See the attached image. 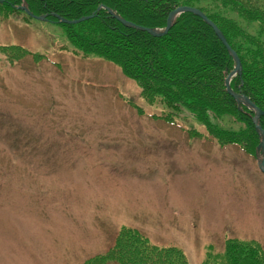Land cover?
<instances>
[{"label":"rangeland","instance_id":"1","mask_svg":"<svg viewBox=\"0 0 264 264\" xmlns=\"http://www.w3.org/2000/svg\"><path fill=\"white\" fill-rule=\"evenodd\" d=\"M22 6L0 14V264L78 263L123 225L188 264L229 238L264 254L260 157L188 136L202 125L185 109L156 119L135 80ZM214 9L264 40L258 21Z\"/></svg>","mask_w":264,"mask_h":264},{"label":"trees","instance_id":"2","mask_svg":"<svg viewBox=\"0 0 264 264\" xmlns=\"http://www.w3.org/2000/svg\"><path fill=\"white\" fill-rule=\"evenodd\" d=\"M199 1L207 2L198 5ZM25 3L34 15H45L63 26L65 36L82 56L93 55L117 65L138 84L148 105L160 107L153 117L173 123L172 115L187 110L202 125L187 135L219 147L233 145L255 158L260 135L254 110L237 103L224 86L234 61L213 29L199 16L183 11L160 35L129 26L164 28L168 13L177 6L199 9L221 32L240 62V74L229 80L233 93L249 99L262 112L257 123L264 130V40L249 33L215 7H226L240 18L256 20L264 28V0H0V14L18 11ZM116 14L113 15L111 11ZM93 16L76 22H60ZM6 48L8 46H0ZM20 48L19 58L24 52ZM25 50V49H23ZM136 110L141 112V109ZM188 264L176 246L150 243L137 228L123 225L111 245L73 264ZM201 264H264V254L252 240L229 238L215 261Z\"/></svg>","mask_w":264,"mask_h":264},{"label":"water","instance_id":"3","mask_svg":"<svg viewBox=\"0 0 264 264\" xmlns=\"http://www.w3.org/2000/svg\"><path fill=\"white\" fill-rule=\"evenodd\" d=\"M22 9H24L26 11L27 14H29L30 16H33L35 18H39V19H47V17L45 15H34L32 14L28 8L26 6H22L20 7ZM111 11V10H110ZM183 11H188V12H192L193 14L199 16L200 18H202L214 31L215 35L217 36V38L221 41V43L225 46L226 50L228 51L229 55L232 57L233 61H234V67L232 70H230L227 75L224 78V86H225V90L232 95V97L235 99V101L237 103H244L245 105L249 106L251 109L254 110V116H253V121L255 124V130L259 133L260 135V142L258 144V146L256 147V150L260 152V158L258 159V168L261 172H264V130H262L259 126V124L257 123L259 115L262 114L261 111H259L257 108H255L253 106V104L249 101V99L243 95H239V94H235L232 92L230 86H229V80L231 77H233L235 74H240V62L236 56V54L234 53V51L228 46V44L225 41L224 36L221 34V32L216 28V26L197 8L194 7H190V6H177L175 8H173L167 15L166 17V22H165V27L162 29H156V28H143L137 25H134L132 23H128L126 20L122 19L121 17H118L121 22H123L126 25L129 26H133L136 27L138 29H143L147 32H149L152 35H160L163 34L167 31V29L169 28V26L172 24V21L174 19L175 16H177L179 13L183 12ZM112 12V11H111ZM56 19L60 22H68V23H76L82 20H85L91 16H93V14L89 15V16H83L80 17L78 19H74V20H68L66 18L61 17L60 15L57 14H53Z\"/></svg>","mask_w":264,"mask_h":264}]
</instances>
